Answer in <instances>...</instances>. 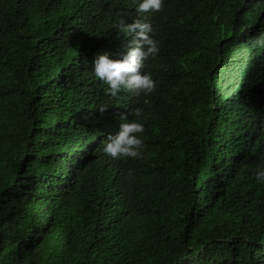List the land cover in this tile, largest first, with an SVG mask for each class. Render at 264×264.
<instances>
[{"label": "trees", "instance_id": "16d2710c", "mask_svg": "<svg viewBox=\"0 0 264 264\" xmlns=\"http://www.w3.org/2000/svg\"><path fill=\"white\" fill-rule=\"evenodd\" d=\"M142 16L156 87L112 97L134 0H0V264H264V0ZM136 108L141 156L103 154Z\"/></svg>", "mask_w": 264, "mask_h": 264}, {"label": "clouds", "instance_id": "9594fccd", "mask_svg": "<svg viewBox=\"0 0 264 264\" xmlns=\"http://www.w3.org/2000/svg\"><path fill=\"white\" fill-rule=\"evenodd\" d=\"M135 11L141 18H134L130 23L121 21L119 30L131 40L121 45L116 52L108 51L97 54L91 65L93 76L106 85L105 92L116 97L121 91L127 90L145 96L152 93L156 81L146 71V62L154 60L159 51V41L154 38L153 27L142 14L159 12L163 0H134ZM253 47H264V33L252 38ZM103 110V109H101ZM133 118L121 115L119 128L109 133L102 141L100 151L114 159L139 158L145 147L142 139L144 123L141 121V109L136 108L130 113ZM255 180L264 184V166L254 172Z\"/></svg>", "mask_w": 264, "mask_h": 264}]
</instances>
